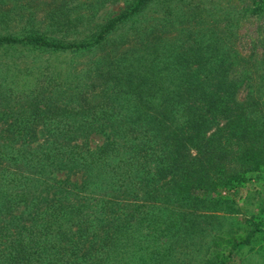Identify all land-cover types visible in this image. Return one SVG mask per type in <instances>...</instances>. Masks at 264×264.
<instances>
[{
	"label": "trees",
	"instance_id": "16d2710c",
	"mask_svg": "<svg viewBox=\"0 0 264 264\" xmlns=\"http://www.w3.org/2000/svg\"><path fill=\"white\" fill-rule=\"evenodd\" d=\"M23 1L0 0V48L91 51L157 0H135L90 27L88 41L13 35L10 12ZM259 5L255 14L264 0ZM54 14L62 19L54 20L57 31L83 23L57 10L49 21ZM229 36L191 30L145 53L107 54L94 67V103L45 98L44 89L27 96L30 114L12 122L21 129L68 113L72 121L64 123L80 135L103 127L110 133L94 151L70 149L79 132L52 135L65 149L54 154L29 147L36 138L26 134V146L0 157V264H250L236 251L258 224L241 229L226 194L264 178V76L238 99L235 80L250 73L231 77ZM55 169L80 172L81 181L49 182Z\"/></svg>",
	"mask_w": 264,
	"mask_h": 264
},
{
	"label": "rangeland",
	"instance_id": "374dc122",
	"mask_svg": "<svg viewBox=\"0 0 264 264\" xmlns=\"http://www.w3.org/2000/svg\"><path fill=\"white\" fill-rule=\"evenodd\" d=\"M134 1H23L10 12L12 20L7 30L13 35L31 30L34 34H46L53 39L88 41L92 33L90 27L94 29L97 24L103 25L119 13L129 10ZM258 6L259 0H157L138 16L120 24L103 44L91 51L50 53L28 48H0V157L3 155L9 160L16 150L26 146V141L21 138L26 134L36 138L29 145L33 149L49 150L52 154L64 152L63 143H54L52 135L79 132L76 127L64 123L72 121L68 113L60 114L55 119L40 116L28 129L15 126L12 123L14 119L30 114L27 96L30 98L39 89H44L45 98L65 99L70 105L72 97L77 100L78 106L97 102L99 89L96 84L99 81L94 67L100 58L107 54L134 56L145 53L161 40L165 42L162 45H168V41L178 40L191 30L230 35L233 45L227 52L230 54L231 77L239 78L242 72L254 73L246 79L235 80L241 85L237 97L243 100L247 88L261 84L264 76V10L255 14ZM56 10L72 18L81 15L83 23L67 32L57 31L53 24L55 18L61 22V15L54 14L49 21L51 11ZM197 66L192 65L191 68ZM23 107L22 112L16 113L17 109L22 110ZM38 107L44 110L43 105L39 104ZM80 133L70 149L84 144L88 150L94 151L104 145L110 131L108 127H103L102 131H92L89 135ZM48 177L52 183L68 180L69 183L78 184L81 181L80 172L68 173L65 169L49 171ZM226 195L234 200L236 213L233 219L241 221V229L246 228L248 222L257 223L259 227L250 244L240 247L236 255L247 256L250 264H264V221H261L264 214V178L254 176Z\"/></svg>",
	"mask_w": 264,
	"mask_h": 264
}]
</instances>
